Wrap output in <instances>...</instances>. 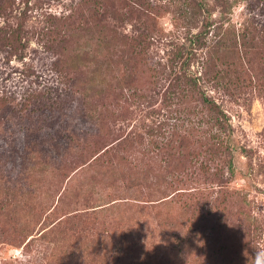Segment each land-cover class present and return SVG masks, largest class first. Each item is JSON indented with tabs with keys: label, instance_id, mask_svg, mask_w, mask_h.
Masks as SVG:
<instances>
[{
	"label": "rangeland",
	"instance_id": "374dc122",
	"mask_svg": "<svg viewBox=\"0 0 264 264\" xmlns=\"http://www.w3.org/2000/svg\"><path fill=\"white\" fill-rule=\"evenodd\" d=\"M0 264H264V0H0Z\"/></svg>",
	"mask_w": 264,
	"mask_h": 264
},
{
	"label": "trees",
	"instance_id": "16d2710c",
	"mask_svg": "<svg viewBox=\"0 0 264 264\" xmlns=\"http://www.w3.org/2000/svg\"><path fill=\"white\" fill-rule=\"evenodd\" d=\"M204 103L208 106V105H212V102H210L209 100L207 99H204Z\"/></svg>",
	"mask_w": 264,
	"mask_h": 264
}]
</instances>
